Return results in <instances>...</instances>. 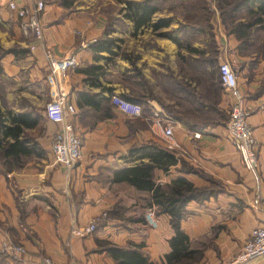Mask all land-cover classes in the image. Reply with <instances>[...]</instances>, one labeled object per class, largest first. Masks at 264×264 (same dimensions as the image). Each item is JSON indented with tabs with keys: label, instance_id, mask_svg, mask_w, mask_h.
I'll return each instance as SVG.
<instances>
[{
	"label": "crops",
	"instance_id": "obj_1",
	"mask_svg": "<svg viewBox=\"0 0 264 264\" xmlns=\"http://www.w3.org/2000/svg\"><path fill=\"white\" fill-rule=\"evenodd\" d=\"M77 1L45 0L41 23L46 47L59 56L73 52L77 60L67 81L69 101L76 107L72 120L82 138V157L66 169L54 161L50 142L40 138L32 142V154L23 158V167L0 169V251L4 241H15L26 249L20 256L1 254L0 264H38L42 256L55 264H117L106 250L107 244L136 248L149 261L165 264L173 234L169 216L157 213V226H150L144 215L151 193L112 180L114 170L149 161L140 158L141 151L130 154L131 148L142 145L178 157L168 169L153 170L156 183L167 185L183 177L211 194L202 201L188 202L187 214L180 221L191 247L199 252L196 264H217L231 257L251 229L264 226V39L260 54L244 52V44L250 45L254 34L264 35V30L251 29L247 41L235 32L215 35L218 52L209 60L208 50L197 38L205 32L197 27L182 19L172 28L171 17H162L157 11L149 25L135 28L122 10L123 28L111 33L115 35V55H111L94 51V44L106 38V19L103 15L93 17L88 8H77ZM159 19H164L165 25L154 28ZM186 34L192 40L186 39ZM29 58L34 59L29 66L34 79L47 85L42 49H33ZM222 59L231 62L245 105L252 108L248 122L257 143L256 171L244 167L226 126L215 123L214 115L207 114L213 122L205 127L190 124L204 121L208 109L228 117L232 99L220 87L218 67ZM91 65H100L102 73L90 76L86 70ZM208 65L213 70L215 67L212 74L206 71ZM6 66L4 72L13 75V61L8 59ZM209 81L212 87L207 86ZM153 93L164 103L151 96ZM82 94L96 100L118 94L140 104L143 114L129 117L110 102L106 112L103 102L94 106L83 98L78 104ZM165 105L198 115L175 120L174 148L168 147L154 122V111L164 110ZM124 120H131L133 126ZM42 126L44 135L50 137L59 128L47 119ZM128 133L132 134L131 142L123 138ZM102 213L108 217L95 233L81 238L70 235L72 225L82 226ZM246 264H264V256Z\"/></svg>",
	"mask_w": 264,
	"mask_h": 264
},
{
	"label": "trees",
	"instance_id": "obj_2",
	"mask_svg": "<svg viewBox=\"0 0 264 264\" xmlns=\"http://www.w3.org/2000/svg\"><path fill=\"white\" fill-rule=\"evenodd\" d=\"M124 3L123 17L133 22L135 28L147 26L150 24L153 15L160 10L155 0H120ZM235 4L230 11L225 12L226 0H218V8L221 13L223 22H225L226 14L229 16L232 11L237 12L238 6H243L246 10V17L249 20L239 21L230 26L229 32H235L239 38L247 41L249 33L253 27H260L264 30V0H235ZM232 3V2H231ZM164 19H159L153 24L154 28L165 25ZM115 39H103L96 42L94 51H107L111 55H115L112 45ZM102 57V56H101ZM99 58V56H96ZM107 60L111 58H106ZM98 70V72H94ZM90 76L102 73L100 65H91L86 70ZM3 72L0 64V74ZM80 102L84 98L86 103L98 106L103 102L104 111H109L108 102L110 98L89 97V95H80ZM111 103V102H110ZM106 115H109L106 114ZM208 116H204L206 121H190L192 125L205 127L211 122L207 120ZM188 120L187 118H177ZM43 117L36 115L31 111L14 112L11 109L1 110L0 108V169L3 171L16 170L25 164L23 158L32 154L33 144L36 142L33 138L27 136V131L42 126ZM146 145L139 148H131L130 154L135 150L141 151L143 154L140 158L147 157L148 162H141L135 166L119 168L113 171V181H125L135 188L151 193L150 206H155L158 214H167L169 223L173 229V234L169 238L170 252L165 255V264H182L183 260H197L199 252L190 245L188 235L180 228V221L186 216V205L188 202L202 201L207 199L211 194L204 189L194 187L192 183L183 177H179L171 181L167 185L156 183L153 170L156 167L168 169V166L175 165L178 157L162 150L150 151L146 149ZM106 250L115 259L117 264H155L144 256L138 249L133 247H119L114 244H107Z\"/></svg>",
	"mask_w": 264,
	"mask_h": 264
},
{
	"label": "built area",
	"instance_id": "obj_3",
	"mask_svg": "<svg viewBox=\"0 0 264 264\" xmlns=\"http://www.w3.org/2000/svg\"><path fill=\"white\" fill-rule=\"evenodd\" d=\"M8 8L15 13L20 20V28L23 33L35 39L32 48L40 47L46 60V83L50 93V100L44 106V115L59 128L50 137V151L54 161L66 169H71L82 157V138L74 127L72 117L76 107L69 101V85L67 81L69 70L77 66V60L73 52L62 56L53 54L43 40V27L41 15L45 4L41 0H10ZM218 75L221 87L231 96V106L226 123V129L231 142L241 158L244 167L249 171H256L258 161L256 156L257 143L253 135L248 117L252 111L245 105L244 96L237 82V76L231 62L222 59L218 67ZM112 106L129 117H139L142 107L137 102L123 98L118 94L110 96ZM264 107V101L261 102ZM169 122V120H167ZM155 124L161 129L169 148L177 144L173 138V129L170 124H164L162 119H156ZM199 133L194 136L199 137ZM106 213L94 216L82 226L72 225L69 232L74 237H84L94 233L99 221L105 218ZM145 219L150 226H157L156 207L146 209ZM2 249L6 252L22 254L25 252L21 244L4 241ZM264 256V226L254 227L249 237L244 241L241 249L235 257L219 264H246L250 260ZM42 264H55L49 257H43Z\"/></svg>",
	"mask_w": 264,
	"mask_h": 264
},
{
	"label": "rangeland",
	"instance_id": "obj_4",
	"mask_svg": "<svg viewBox=\"0 0 264 264\" xmlns=\"http://www.w3.org/2000/svg\"><path fill=\"white\" fill-rule=\"evenodd\" d=\"M7 1L8 0H0V64L3 69V72L0 74V108L3 111L6 109H11L14 112L31 111L36 115L43 116L44 106L50 100V93L47 85L34 79L33 74L31 73V68L29 67L33 65L32 62H34V59L31 58V60L29 57H32V51L36 48H32V46L35 45V39L23 33L20 28V20L15 15V13L8 8ZM41 1L46 4L45 0ZM63 1L72 2L73 0ZM226 1L228 2V5H226L225 12H228L236 2L235 0ZM155 2L160 8L158 14H161L162 17H165V15L171 17L172 22L170 27H177L179 24V20L182 21L183 19L185 24L189 23V25H193L194 27H197L198 29L205 32L202 35H198L197 38H200L202 46L205 47V50H208L206 58L209 60H211L213 57H216V53L218 52V46L214 43L215 35H220V33L228 34L230 33V26L232 24L237 23L241 20L244 22L246 20H249L246 17V10L243 9V6H238L237 12L232 11L229 16L224 14L226 18L225 22H223L220 10L218 8V0H155ZM123 6L124 4L120 0H78L76 3L77 8H88L93 13V17L97 15H103L104 19H106V38L104 37V39H115V35H112L111 33H115L118 28H123L120 19L122 15L121 9L123 8ZM255 28L260 27L256 26L252 29ZM108 34H111L112 37H108ZM187 37L192 40L191 36L186 34L185 38L187 39ZM195 38L196 36L194 37V39ZM263 39L264 35L262 34V32L254 34L253 41L249 43L250 45H247V43L244 44L245 47H243L246 48L244 49V52H254L260 54V48ZM8 59L12 60L13 65H15V72L13 73V75H8L4 72V69L7 68L6 64ZM28 62L29 64H27ZM206 71L211 72L212 74V72L215 71V67L213 70V67H210L208 65ZM205 76L207 77V74H205ZM207 86H213L211 84V81L207 83ZM221 89L225 92L222 87ZM158 92L159 91L157 90V93ZM205 93L207 95L209 91L205 89ZM152 95L158 99L161 98L159 94L153 93L151 94V96ZM161 101L164 103V100ZM157 109L158 110H155L153 114V116L155 117L154 122L156 119H162L163 123L170 124L172 126V129L177 118H197L198 116L186 109H175V107L171 105H165L164 110H162L161 108ZM172 109H174V113H172ZM177 110H180V112H178ZM206 112L207 113L205 116H208L207 114H212L215 116V123L220 122L222 125L224 124L226 126L228 119L227 113L221 114L217 111H213V109H208L206 110ZM45 119L46 117L43 116L41 125L43 124ZM167 120H169V122H167ZM207 120L208 122H213V120H211L209 116L207 117ZM204 121H206V119H204ZM124 123L128 126H133V122L131 120H124ZM26 134L27 136L33 138L36 142H39L40 138H43L45 142H50V136L44 135L43 126L39 125V127L35 129L28 130ZM123 138H125V142H131L132 134L128 133L123 136ZM107 217L108 214H106L105 218ZM105 218L99 221L98 226ZM10 242L17 244V242L15 241ZM241 247L242 246H240V248L236 252H234L231 257L220 259L217 264H219L221 261H228L235 257ZM0 252V255L4 254V256L6 255L5 257H7V255H11L9 257L20 256L19 254L13 252H6L2 248ZM25 253L26 249L22 254ZM42 259L43 256L40 258L38 264H42ZM196 261H199V259H197ZM196 261L194 259H186L183 260L182 264H194V262L196 264Z\"/></svg>",
	"mask_w": 264,
	"mask_h": 264
}]
</instances>
